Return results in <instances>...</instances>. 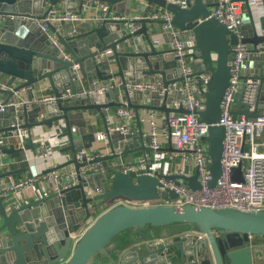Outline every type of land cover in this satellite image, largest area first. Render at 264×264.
<instances>
[{"label": "water", "instance_id": "1", "mask_svg": "<svg viewBox=\"0 0 264 264\" xmlns=\"http://www.w3.org/2000/svg\"><path fill=\"white\" fill-rule=\"evenodd\" d=\"M73 1L82 7L85 0ZM100 1L110 4L109 15L115 10L129 14L132 10L129 4L137 0ZM144 1L140 6L143 17L135 21L139 27L134 31L129 29L125 20L106 17L84 22L82 33L69 37L67 34L73 25H80L81 22H70V30H57L60 23H55L51 25V31L47 32L32 19L22 21L11 17L21 14L45 17L61 0H0V13L5 15L0 20V78L7 77V82L0 83V103L4 106L0 110V162L6 154L34 147L31 140L23 144L21 135L10 131L13 128L10 121L18 118L24 119L19 128L29 130L37 124L52 126L63 121L62 129L69 137L68 148L73 152L66 164H73L79 169L83 163H88L85 154L82 156L84 162H80L77 157L78 151L88 145L76 142L77 135L73 127H78L85 139L86 112L92 110L93 114L99 113L106 119L104 109L120 105L121 102L118 95L115 101H108L116 93L115 90L76 97V92L85 90L86 85L73 68L74 63L79 64L80 74L87 79L89 87L95 86L97 78L101 79L102 84L107 82L110 75L106 69L112 63L117 67L118 76L132 82L141 81L146 75H152L153 80L165 85L179 80V62L173 47L160 49L148 32L149 23L163 24L164 19H153L147 14L158 7H166L173 14L174 25L185 30L187 56L191 58L189 62L194 72L211 74L207 90L203 92L205 100L198 114L209 125L208 134L204 136L209 145L208 168L212 175L209 184L212 187L216 185L222 172L225 138V128L218 124V120L222 98L232 77L233 46L244 43L248 46L249 56L263 52L264 58V13L255 18L248 5L249 0H245L251 23L243 26V35L240 37L211 14L216 5L215 0ZM262 6L264 8V0ZM53 31L60 37V44L71 53L72 59L63 58L60 47L52 43L50 34ZM168 34L171 40L170 32ZM107 50L110 51L107 56H97L99 52ZM167 69L173 70L172 76L167 73ZM252 77L259 80L254 109L250 110L249 103L244 101V84L237 98L236 114L255 117L264 113L260 111V107L264 106L261 103L264 100V74ZM43 80L49 81L57 96H60L64 86L70 85L73 96L66 100L59 98L56 105L34 107L35 111L25 105L15 104L22 90H27L31 98L34 89ZM78 83L81 84L78 86ZM1 84L9 87L3 88ZM180 95V91L161 95L157 91L140 90L124 94L123 99L135 110L142 142L140 148L144 152L151 149L150 136L142 130L139 108L160 109L167 115L172 111L182 112L185 111L182 106L173 108L167 105ZM143 96L151 98V103L143 105L136 101V98ZM41 108L47 112L44 118H38L37 110ZM11 112L15 114L10 116ZM11 117L13 120L7 122L6 119ZM109 136L112 143L119 144L122 150L126 149L122 153L138 149L125 144L132 132L116 130ZM99 153L95 160L119 157V162L122 161V155L115 151ZM13 173L3 166L0 169V264H96L98 257H105L112 252L122 255L123 264H168L175 248L181 251L183 257L200 259L193 260L192 264H257L258 254L262 252L257 239L264 237V209L172 204L179 195L173 188L164 187L161 180L173 179L179 183V178H183L190 187L199 189L198 170L191 175L164 174L154 170L151 163L147 162L136 170H111L90 175L87 179L81 177L80 182L72 188L22 203L4 195L2 191ZM232 177L243 179L241 165L232 169ZM101 178L106 181L93 182ZM86 186L93 191L100 187L101 192L90 195ZM117 198L171 203L110 205L94 218L98 209ZM173 224L188 225L204 234L205 238L198 242L195 241L197 237L193 236L187 240H175L173 237L156 240L150 235L130 246L120 245L118 236L130 228L140 230ZM85 226L86 229L79 236Z\"/></svg>", "mask_w": 264, "mask_h": 264}, {"label": "built area", "instance_id": "2", "mask_svg": "<svg viewBox=\"0 0 264 264\" xmlns=\"http://www.w3.org/2000/svg\"><path fill=\"white\" fill-rule=\"evenodd\" d=\"M216 5L212 9L211 14L224 23L230 31L243 35L244 24V5L245 0H215ZM248 5L255 16L259 18L264 13L262 0H249ZM57 6V5H56ZM56 6L52 8L45 17H39L35 14L11 15L14 19L27 21L32 19L37 22L43 31L49 32L51 25L64 22H86V20L104 19L108 17L113 20H125L130 26V30L134 31L139 27V23L135 22L143 15H135L130 19L122 16L114 11L108 15L110 4L100 0H85L82 7L78 9L59 11ZM98 6L102 13H91L90 16L84 13V10L90 7ZM5 17L0 13V20ZM147 17L153 19H164L163 28L171 34V44L174 49V55L179 62V70L181 78L165 85L163 82H157L153 79H142L138 82H132L122 78L116 74V69L110 66L106 69V73L110 76L107 82H95L94 87H90L83 91L76 92V97L84 95L100 94L110 90H118L124 93H134L140 91H157L161 95L180 91L179 98L173 100L172 107H183L185 111H172L166 114L165 127L159 129V125L155 120V115L151 114L149 131L150 151L137 156L131 163L124 164L120 169L124 171L136 170L144 163L150 162L154 170L159 169L162 158L168 154L161 135L168 137L175 146L176 151L171 156H181L184 164L192 163L199 172V180L201 187L193 189L183 178H179L177 183L173 179H162L164 187L173 188L178 197L172 204H194L207 207H236L243 210H262L264 209V149L261 148V138L264 135V113L255 117H247L244 114H236L237 98L241 92V88L246 84L244 93V101L249 103L250 110L254 109L256 96L259 90V80L249 76L243 77L242 63L248 54V46L244 43H238L233 46L234 57L231 61L232 77L227 86L221 102V116L218 124L225 128V138L223 145V156L221 159L222 172L215 186H210L212 179L211 172L208 168L210 160L208 154V142L204 136L208 134V123L201 120L198 110L202 107L205 100L204 91L207 90V83L211 78L208 72L196 74L190 66L188 60L187 40L185 38V30L180 29L173 23V14L166 7H158L157 10L151 11ZM82 30L79 24H74L73 29L68 32V36L81 34ZM54 43L60 47L61 54L65 59H72L71 53L60 44V40L50 34ZM156 42L158 39L155 40ZM110 51H102L97 54L103 57ZM73 68L79 72L80 66L74 63ZM79 77V73H78ZM77 78V76H75ZM3 88L8 85L1 84ZM71 87H65L60 90V96L56 93L42 94L37 99L19 100L15 104L25 105L28 109L35 106L56 105L59 98L62 100L72 97ZM4 108L0 103V110ZM121 121L117 124L108 125L106 131L100 132L98 138L104 139L108 134L114 131L128 133L131 130L132 123L135 120V112L128 105L127 100L121 102L116 109ZM20 121L13 123L12 133L18 132L22 134L19 128ZM24 130V129H23ZM52 148L42 143L36 149V156L48 157L52 155ZM86 155L85 161L79 169L70 167L69 164L53 163L50 168L39 174L27 175L19 179L10 178L6 186L2 188L3 194L9 196L10 193H21L25 188L32 187L39 189L35 192V198L49 196L53 192H61L76 186L81 177L87 179L90 175L98 173H106L109 170V164L105 160H95L100 155L98 152H89L85 149L78 151L77 157L80 162H84L82 156ZM241 165L243 179L237 180L232 177V169ZM183 165L175 173L182 175H191ZM38 184V185H37ZM88 194L93 195L94 192H101V188L97 187L95 191L91 187L86 186ZM131 205L144 206L152 204L171 203L150 200H130ZM204 234L201 235L203 237ZM118 264H123L119 262Z\"/></svg>", "mask_w": 264, "mask_h": 264}, {"label": "crops", "instance_id": "3", "mask_svg": "<svg viewBox=\"0 0 264 264\" xmlns=\"http://www.w3.org/2000/svg\"><path fill=\"white\" fill-rule=\"evenodd\" d=\"M69 1L70 0H61V2L56 6V9L59 11H64V10H69V9L80 8V6L78 5L76 1H73V0H71L70 2ZM144 3H145L144 0H137L136 2L129 4L132 7V10L131 12H129V14H125V13H122L116 10L114 12L130 19L131 17L135 15H140V14L142 15V10L140 6L141 4H144ZM84 13L90 16L91 13L101 14L102 11L98 6H94V7L91 6L90 8L84 10ZM86 21H93V20L90 19ZM84 22H81V24L79 25L81 30H83ZM250 23L251 22L248 18L247 7L246 5H244V24L243 26L250 25ZM15 25H19V24H15ZM69 26H70V22H64L57 26V30H70ZM127 26L130 29V26L128 24ZM16 27H19V26H16ZM242 29L244 31L243 27ZM148 32L149 34H151L154 43H156L160 49H166L172 46L170 36L168 32L164 30L162 24L158 22L149 23ZM51 35L56 36L60 40V37L54 31L51 32ZM156 39H158L157 42L155 41ZM52 43L55 44L53 40H52ZM108 54H110V52L106 53L104 57L107 56ZM262 55H263V52L254 53L252 56H249V54H247V56L245 57L242 63V75L244 77L259 76V75L264 74V66H262V63H264V58H262ZM188 60L190 61L191 58L188 57ZM111 66H113L117 70L115 63H112ZM78 73H79V78L81 82L86 85V89L90 88L87 85L88 83L87 79L83 78L82 74H80V70ZM167 73L172 76L173 70L167 69ZM178 76H180V71L178 72ZM144 77L145 79H152V75H146ZM2 82H7L6 76H2L0 78V83ZM95 82L99 83L101 82V79L97 78ZM80 84L81 83H78L77 85L79 86ZM64 87H71V86L67 85ZM115 91L116 93H114V96L109 97L108 101H115L118 95L120 102H124L125 100L123 99V96L125 93L120 92L118 90H115ZM53 92L54 91L49 81L43 80L41 81L39 87L34 89V94L33 96H31V98L27 90H22L20 93L21 95H20L19 100L37 99L42 94H48V93H53ZM263 96H264V93H263ZM136 101L143 105L150 104L151 98L149 97L147 98L143 96V97L136 98ZM261 103H264V100H262ZM172 104H173V101L171 100L168 102L167 105L169 107H172ZM118 106L119 105H115V106L107 107L104 109L106 119H104L103 116L99 113L93 114L92 110H90L89 112H86L85 114L86 124L84 126V131L87 137L85 139L82 135H80L78 127L76 128L73 127L74 128L73 131L76 132V135H77L76 142H78V144L83 145V146L87 144L88 146L84 147V149L89 152H98V153L101 152V154H106V153H112L115 151L117 153H120L122 155L121 162H119V157L109 158L105 160L109 164V168L114 167L119 170L124 164L133 162L135 158L143 154L144 151L140 148L142 142L139 137L140 129L138 126L136 115H135V120L132 123L131 130H130V132H132V136L126 139L125 141V144L128 145L129 147L138 148L136 151H133L131 153H122L123 150H126V149L124 148L122 150L119 147V144L112 143V141L110 140L109 134L104 139L98 138V134H100V132L106 131L107 124L113 125L121 121L120 116L116 112V109ZM236 108H237V103H236ZM37 111L39 112L38 118H44L45 116H47V112L44 108L38 109ZM260 111L261 112L264 111V106L260 107ZM139 113H140V118H141L140 121H141L142 130L145 132V135L149 134V131L151 128V124H150L151 114L155 115V120L157 121L160 130H163V128L165 127V117H166L165 111L160 110V109L140 107ZM14 114L15 112L13 113L11 112L10 116ZM6 120L8 122V120H13V119L11 117ZM16 121H20L22 124L24 122V119L17 118ZM16 121L14 120L10 121V124L13 126V123H15ZM105 121L107 122V124H105ZM63 125H64L63 121H59L53 124L52 126H49L47 124H37L33 126L30 130L26 128H22L23 132L21 134V137H22L23 144L29 143L31 140L32 143L34 144V147L27 148V149L24 148L18 152L4 155L0 162V169L3 166L7 168L8 170H12L14 173L9 177V179L10 178L19 179L27 175L43 173L47 171L53 163L66 164L72 158L73 152L68 148L69 137L67 134L64 133L62 129ZM14 134L19 135L18 132H15ZM161 140L163 141L165 149L168 151V154H166L162 158L159 164L160 172L164 174H168L170 172L175 173L183 165H186V168H187L186 170H188L191 174H193L196 171V168L192 163L184 164L181 156H171L176 151V148L168 137L161 135ZM261 142H262L261 148L264 149V135L261 138ZM42 143H46L52 148L53 150L52 155L48 157H42V156L35 155L36 149ZM112 146H114V149L112 148ZM69 166L75 167L73 164L71 165L69 164ZM103 181H106V179L101 178V179L93 180L94 183L96 182L100 183ZM38 189H39V186H37V188L28 187V188H25L21 193L12 192L10 193L9 196L13 200L18 201L19 203H22L28 200L35 199V192H37ZM84 230L82 229L81 232H83ZM153 231L148 230L145 235L146 238L151 235V237L157 238L156 240H160L161 238H167V237H173L175 240H178V239L187 240L189 236H193V237H197V239L195 240L196 242L201 241L205 238L204 236L201 237L202 235L201 232H199L198 230L192 229L190 226L184 225V224H173L170 226H166L165 228H162V229H158V228L154 229ZM154 234L156 237L153 236ZM80 235L81 233L79 234V236ZM257 244L262 246V252H259L258 254L259 257L257 260V264H264V237H261V238L259 237L257 239ZM169 257H171L170 258L171 260H168V264H192L191 262L193 260L195 259L200 260L199 258H195L192 256L183 257L181 251L177 248L174 249V251L172 252V254H170ZM119 262H122V255L115 254V252H112L111 254H108L105 257H98L96 260V264H117Z\"/></svg>", "mask_w": 264, "mask_h": 264}, {"label": "trees", "instance_id": "4", "mask_svg": "<svg viewBox=\"0 0 264 264\" xmlns=\"http://www.w3.org/2000/svg\"><path fill=\"white\" fill-rule=\"evenodd\" d=\"M111 170H118L117 168H114V167H111L109 168L108 171H111ZM162 229V228H165V227H156V228H153V227H150V228H146V229H140V230H134L133 228H130L128 230H126L125 232H123L122 234H120L118 236L119 239H121V246H124V247H127V246H130L132 244H135L137 243L138 241L140 240H143L146 238V232L148 230H154V229ZM154 232V231H153ZM155 235V234H154Z\"/></svg>", "mask_w": 264, "mask_h": 264}, {"label": "rangeland", "instance_id": "5", "mask_svg": "<svg viewBox=\"0 0 264 264\" xmlns=\"http://www.w3.org/2000/svg\"><path fill=\"white\" fill-rule=\"evenodd\" d=\"M121 203L131 204V202H130L129 199H126V198H117V199H115V200L112 201V202H108V203H107L105 206H103L102 208L98 209L97 212H96V214H95V216H94V218H95L99 213H101L104 209H106L108 206H110V205H116V204H121ZM94 218H93V219H94ZM91 222H92V220L89 221V223L87 224V226H88ZM87 226H85V227L83 228V230L86 229ZM80 233H82V232H80Z\"/></svg>", "mask_w": 264, "mask_h": 264}]
</instances>
